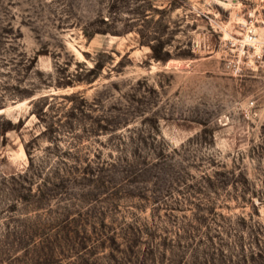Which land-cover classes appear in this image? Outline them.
I'll list each match as a JSON object with an SVG mask.
<instances>
[{
  "label": "rangeland",
  "instance_id": "374dc122",
  "mask_svg": "<svg viewBox=\"0 0 264 264\" xmlns=\"http://www.w3.org/2000/svg\"><path fill=\"white\" fill-rule=\"evenodd\" d=\"M1 109L0 264H264V0H0Z\"/></svg>",
  "mask_w": 264,
  "mask_h": 264
},
{
  "label": "trees",
  "instance_id": "16d2710c",
  "mask_svg": "<svg viewBox=\"0 0 264 264\" xmlns=\"http://www.w3.org/2000/svg\"><path fill=\"white\" fill-rule=\"evenodd\" d=\"M156 57L159 58L160 56H158V55L156 54ZM92 71H94V69H91V70H90V72H92Z\"/></svg>",
  "mask_w": 264,
  "mask_h": 264
},
{
  "label": "bare ground",
  "instance_id": "6f19581e",
  "mask_svg": "<svg viewBox=\"0 0 264 264\" xmlns=\"http://www.w3.org/2000/svg\"><path fill=\"white\" fill-rule=\"evenodd\" d=\"M0 111H2V109ZM23 152L25 153L24 149H23Z\"/></svg>",
  "mask_w": 264,
  "mask_h": 264
}]
</instances>
